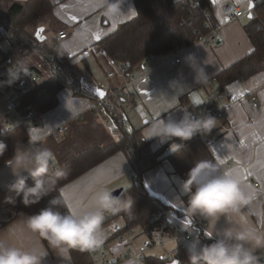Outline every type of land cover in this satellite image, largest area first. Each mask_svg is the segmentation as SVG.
Segmentation results:
<instances>
[{"label":"crops","instance_id":"obj_1","mask_svg":"<svg viewBox=\"0 0 264 264\" xmlns=\"http://www.w3.org/2000/svg\"><path fill=\"white\" fill-rule=\"evenodd\" d=\"M11 1L23 3L26 0ZM49 1L52 3L50 13L35 29H43L40 36L47 41H53L59 32L65 33L66 38L57 42L69 58V66L63 71L64 76L67 79L76 78L80 85L88 91H90L88 88L92 87L93 80H95L94 87L96 83V93L90 91L94 99L75 96L67 89L61 90L57 94V105L42 115L38 122L26 131L28 138L24 145L28 146V140L31 137H37L35 143L42 142L43 146L54 152L55 161L52 167L56 169L60 167L64 155L69 152H78L71 150L70 144L66 141L70 140L69 142L73 141L76 144L90 143V146L96 142V146H100L97 142L105 137L108 140L111 139V142L121 137L120 129L119 134L114 137L106 132L102 136L94 137L91 131L95 123L96 126L100 123L105 125L106 119L104 118L107 116L105 111L103 114H97L92 111L90 104L91 101H98L105 97L106 93L99 88V84H111L105 75L114 65L102 50H96L95 44L114 32L120 25L134 19L137 12L132 0H122L120 13L112 17L103 14L101 0ZM254 1L261 0H209L211 19L217 24V28L212 30L211 35L206 37V40L204 37L188 46L180 45L164 55L154 57L156 63L150 70L141 68L134 70L131 74L135 76L133 89L136 96L116 104L122 115L123 130L128 132L136 130V137L146 142L141 147L142 153L149 154L163 150L162 156L173 152L170 149L172 142L179 144V148L183 142L178 138H173V141L161 144L156 139H144V129L160 114L161 119H166L169 115L178 119L182 112L177 107L187 109L194 116L205 112L211 114L214 108L223 110V116L215 115L218 119L217 128L207 135L197 136L204 143L209 139L215 140L214 144L206 147L220 170L237 169L239 171L242 187L253 197L242 212L247 215L252 227L264 232V63L260 72L248 79L236 80L218 92L216 91L217 82L214 79L222 69L252 51V45L243 26L249 20L247 16L252 13ZM236 8L242 11L241 17L232 16V11ZM97 36L100 38L96 39ZM190 53L195 55L197 64L204 69L208 77L206 83L199 84L194 81L195 73L184 59ZM175 59L179 60L178 64L174 63ZM25 78L26 75H21L20 79L11 85L15 96L19 85ZM171 81L182 85V91L178 94L174 93V90L169 87ZM98 92L104 95L101 97ZM250 96L257 98L259 104L257 109H254L249 102ZM0 104H5L0 112L3 120L2 128L5 129L12 119L7 120L1 116L2 112L9 110V106L4 100L0 101ZM139 104L143 106V109L139 108ZM163 111L167 112L162 113ZM81 114L87 115L78 119L77 117ZM77 120L81 122H76ZM61 127L63 128L62 133L55 137L50 135L52 131ZM26 177L27 174H25ZM13 181L14 177L11 175L10 168L5 163L0 165V195L2 198L5 196L6 185ZM132 182V168L125 156L118 152L61 187L59 195L63 197L64 206L69 213L78 209V205L88 204L90 207L92 193L89 189L94 186L106 187L111 192L121 187L123 191L129 188ZM141 182L148 195L168 207L166 216L170 228L167 233L163 230L155 232L154 239L148 238L136 229L129 242L128 239L124 240L127 237L126 233L119 238H114L109 230L110 226L117 229L123 227L124 222L121 217L116 213L111 220L105 218L102 225L104 240L101 246L108 258H117L127 251L136 252L147 243L149 250L144 253V256L161 258L172 264L174 259L177 260L174 255L179 244H183V254L189 260L191 255L199 251L197 240L200 243L213 242L214 236L211 239L206 236L208 233L205 220L204 227L197 226L188 230L191 220L202 218H191L186 214L182 204V200L186 202L182 189L183 180L174 173L166 159L144 171ZM2 201L3 199L0 198V235H5L9 226L22 227L25 216L10 220V211ZM174 224L177 226L175 229ZM226 226L224 218L221 217L216 228L221 229ZM185 230L190 236L187 241L179 234ZM120 238L123 240L121 241ZM16 242V240L12 241V243ZM19 242L26 247L39 248L41 245L47 247L46 243L26 231L20 233ZM259 258L264 259V249L258 251ZM43 264H72V261L70 254L67 257H61L50 250ZM120 264H138V262L131 258Z\"/></svg>","mask_w":264,"mask_h":264},{"label":"trees","instance_id":"obj_2","mask_svg":"<svg viewBox=\"0 0 264 264\" xmlns=\"http://www.w3.org/2000/svg\"><path fill=\"white\" fill-rule=\"evenodd\" d=\"M137 15L134 19L120 25L114 32L105 36L95 44L97 51L102 50L107 59L114 64H123L129 73L140 69V62L146 57L164 55L177 46H188L201 38L206 40L217 28L216 22L211 19L209 0H132ZM52 3L49 0H26L23 3L0 0V43L7 46L8 64H13L21 51L37 55L44 71L35 66H28L27 73L36 75L38 82L32 83L26 90L19 85L14 101L17 106L31 109L41 116L52 110L58 103L57 94L67 89L75 96L94 99L90 91L83 88L76 78L67 79L63 71L69 66V58L60 49L59 45L46 39L39 42L35 38L36 26L50 13ZM31 27L32 29H29ZM245 34L252 45V51L242 59L222 69L214 77L217 82L216 91L236 81L245 80L260 72L264 63V0L254 4L251 17L243 26ZM41 90V91H39ZM210 106L212 104H209ZM116 103L104 104V111L118 129L121 137L107 146H90L82 151L69 152L63 156L59 169L67 172L65 178L59 180L57 191L52 195H59L60 188L77 179L86 171L108 159L112 155L122 153L132 168L133 182L125 188L118 198L131 196L132 209L135 218H129L126 212L117 215L124 222L112 235L119 238L130 230L139 229L148 236L161 230L162 224H167L168 207L157 199L148 195L142 186L141 176L144 171L166 159L175 174L184 181L187 173L196 161H208L216 165L211 153L199 136L184 141L181 148L162 156L163 150L144 154L141 147L146 142L136 137V130L125 131L122 125V115ZM209 113V112H208ZM27 132L20 126L0 128V141L7 144L3 156H0V165L10 157L13 145L19 141H27ZM217 166V165H216ZM218 168V166H217ZM30 184L31 179L26 177ZM5 191V195H6ZM60 196V195H59ZM46 200L40 204L25 208L17 201L15 207L5 204L10 211V220L23 216L20 213L32 214L44 207ZM67 213L65 206L59 209ZM116 215V214H115ZM115 216L107 218L113 219ZM153 224L150 225V219ZM41 242L46 243L41 240ZM211 243L212 241H207ZM72 264H92L86 251L71 250ZM176 264H189L183 254V249L176 247ZM146 264H170L161 258L144 256Z\"/></svg>","mask_w":264,"mask_h":264},{"label":"clouds","instance_id":"obj_3","mask_svg":"<svg viewBox=\"0 0 264 264\" xmlns=\"http://www.w3.org/2000/svg\"><path fill=\"white\" fill-rule=\"evenodd\" d=\"M122 0H101L103 14L109 17L120 13ZM185 62L195 73L194 81L206 83L208 77L197 64L194 54L185 56ZM30 58H18L7 70V79L0 85L11 86L21 75H27ZM169 87L174 93L182 91L183 86L171 81ZM182 115L176 119L169 115L161 119V114L144 129V139H156L159 143L189 141L197 135H207L218 126V119L210 113L193 115L187 109L177 107ZM168 111V110H167ZM167 111H163L167 112ZM37 137L13 145V151L4 163L10 168L14 181L6 185L3 203L16 206L17 201L25 208L38 205L46 200L44 207L32 214L24 215L22 227L9 226L5 235H0V264H43L51 250L58 256L67 257L71 250L86 251L98 248L104 240L103 221L105 214L126 212L129 218H135L132 199H120L103 186H94L91 191L90 207L78 205L69 213L59 209L65 202L62 196L52 195L57 191L59 180L67 172L56 168L54 152L35 143ZM179 144L172 142L170 149L175 151ZM7 144L0 141V156L4 155ZM31 179V183L25 178ZM186 202L183 207L189 217H200L207 222V237L215 239L211 243H200L198 253L189 257V264H258V251L264 249V232L249 224L242 209L249 205L252 194L242 187V179L237 169L220 170L211 162L196 161L182 183ZM259 214V213H257ZM224 218L226 227L218 229V221ZM37 237L46 242L47 247H26L19 242L21 232ZM16 240V243H12Z\"/></svg>","mask_w":264,"mask_h":264},{"label":"built area","instance_id":"obj_4","mask_svg":"<svg viewBox=\"0 0 264 264\" xmlns=\"http://www.w3.org/2000/svg\"><path fill=\"white\" fill-rule=\"evenodd\" d=\"M243 15L242 11L238 8L234 9L232 11V16L234 18L241 17ZM66 38V34L63 32H59L58 35L54 38L56 42H59L60 40ZM8 51L1 52L0 51V82H3L7 79V70L14 64H8L9 59H7ZM175 64L179 63L178 59L174 60ZM155 65V59L153 57H146L140 62V68L144 70H150ZM106 79L111 81L110 83H101L99 84V88L105 91L106 95L103 99L91 101L90 108L92 111H95L97 114H103L104 113V104H110V103H119L120 101H124L127 99L134 98L136 96V93L133 89V83L135 81V76L128 72L127 67L123 64H114L110 71H108L105 75ZM38 77L32 73H27L25 80L21 83V88L23 90H26L32 83L38 82ZM116 81V82H114ZM41 91V90H39ZM15 95L12 90L11 86H8L6 84L0 85V99L7 102L9 106V110L6 112H2L1 116L7 120L12 119L7 123V127L11 128L13 126H20L25 131L35 123L38 122L40 116L36 113L34 110H27L24 108H20L17 106L16 102L14 101ZM107 100V101H106ZM249 102L252 104V107L254 109H257L259 107L258 100L255 96L249 97ZM140 109H143V106L141 104L138 105ZM223 110L214 108L211 111V115H220L223 116ZM106 129L111 130V127L108 126V122H105ZM63 128H58L56 131H52L50 133L51 136L55 137L57 134L62 133ZM215 143L214 139H209L206 141L205 145L209 146ZM113 216V214H105V218H109ZM150 225L153 224V218L150 219L149 222ZM189 228H195L197 226L204 227L206 225V222H204L203 219H193L189 223ZM177 226L174 224L173 228L175 229ZM168 228H170V225L162 224L161 230H163L165 233L168 232ZM110 232L113 234L117 228L114 226L109 227ZM181 237L185 241L190 239V236L188 235L187 230L183 232H179ZM133 235V230H130L127 232V237L124 238L130 240L131 236ZM155 233H151L149 238L154 239ZM122 241L123 238H120ZM130 242V241H129ZM178 247L182 248L183 244H179ZM149 250V245L143 244L142 248L140 250H137L136 252L127 251L125 254L117 257V258H108L105 251L102 249V246L100 245L98 248L92 249V250H86V252L89 254L91 258L92 264H120L128 259H135L137 260L138 264H146L143 261L144 253Z\"/></svg>","mask_w":264,"mask_h":264},{"label":"rangeland","instance_id":"obj_5","mask_svg":"<svg viewBox=\"0 0 264 264\" xmlns=\"http://www.w3.org/2000/svg\"><path fill=\"white\" fill-rule=\"evenodd\" d=\"M44 19V18H43ZM29 29H32L31 27H29ZM0 51L1 52H6L7 51V46L5 45V43H0ZM23 56H27L30 58V62L28 63L27 67L28 66H35L37 67L40 71H44V68L43 66L41 65L40 63V60L39 58L37 57V55H34V54H31V53H28L26 51H21L20 55L17 56L16 60L18 58H21ZM156 63V61H155ZM94 81L93 80V84H92V87L91 88H88L90 91H93L96 93V83H95V87L93 86L94 85ZM0 101H3L0 99ZM5 107V104H0V112L2 110V108ZM87 114H91V113H87ZM85 114V115H87ZM84 114H81L80 116H78L77 118L78 119H81L85 116ZM42 116V115H41ZM40 116V117H41ZM106 121L108 122L109 126L111 127V130H107L106 129V126L103 124L100 123V125L96 126V123L94 124V127L92 128V134L94 137H96V135H100L102 136V134L104 135V133L106 132V134H111L113 137L114 135H118L119 134V129L116 127V125L114 124L113 120L108 117V116H105ZM2 119L0 117V127L2 128ZM76 122H81V120H77ZM32 127V126H31ZM30 128V127H29ZM3 129V128H2ZM117 136H115L116 138ZM106 138V139H105ZM103 138L102 140H99L97 143L98 145L100 146H106L108 145L110 142H111V139L108 140L107 137ZM70 141V140H69ZM69 141H66V143L70 144V149L71 150H75V151H80V150H83L85 148H87L88 146H90V143H87V144H76L74 143L73 141L72 142H69ZM113 141V140H112ZM94 145H96V142H93ZM65 146V145H64ZM121 188V187H120ZM117 190V189H116ZM0 198H2V196L0 195ZM128 198V195L124 196L123 198L121 199H127ZM136 231V229H135Z\"/></svg>","mask_w":264,"mask_h":264},{"label":"water","instance_id":"obj_6","mask_svg":"<svg viewBox=\"0 0 264 264\" xmlns=\"http://www.w3.org/2000/svg\"><path fill=\"white\" fill-rule=\"evenodd\" d=\"M254 4H256V1H254ZM227 9H228V8H227ZM247 17L250 18V17H251V14L249 13ZM41 32H42L41 29H37L36 32H35V38H36L39 42H41V41H43V40L45 39L44 37H41V36H40V33H41ZM38 125H39V124H38ZM121 192H122V188H119V189L113 191L112 195L118 197V196L120 195ZM176 263H177V260L174 259V261H173L172 264H176ZM258 264H264V259H263V258H259V259H258Z\"/></svg>","mask_w":264,"mask_h":264},{"label":"snow or ice","instance_id":"obj_7","mask_svg":"<svg viewBox=\"0 0 264 264\" xmlns=\"http://www.w3.org/2000/svg\"><path fill=\"white\" fill-rule=\"evenodd\" d=\"M41 31H43V29H41ZM100 37L97 36L96 39H99ZM98 95H100L101 97L104 95L102 92H98Z\"/></svg>","mask_w":264,"mask_h":264}]
</instances>
